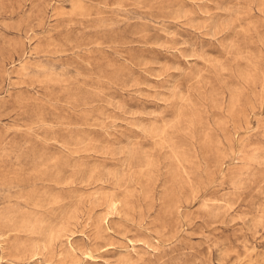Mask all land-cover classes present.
Here are the masks:
<instances>
[{
    "label": "rangeland",
    "instance_id": "obj_1",
    "mask_svg": "<svg viewBox=\"0 0 264 264\" xmlns=\"http://www.w3.org/2000/svg\"><path fill=\"white\" fill-rule=\"evenodd\" d=\"M0 264H264V0H0Z\"/></svg>",
    "mask_w": 264,
    "mask_h": 264
}]
</instances>
